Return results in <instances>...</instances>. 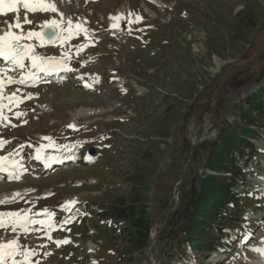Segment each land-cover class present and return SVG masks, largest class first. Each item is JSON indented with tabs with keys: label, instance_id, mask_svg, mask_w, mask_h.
Here are the masks:
<instances>
[{
	"label": "rangeland",
	"instance_id": "obj_1",
	"mask_svg": "<svg viewBox=\"0 0 264 264\" xmlns=\"http://www.w3.org/2000/svg\"><path fill=\"white\" fill-rule=\"evenodd\" d=\"M55 1L63 19L24 0L0 16L17 42L0 56V195L19 194L0 201L3 262L264 264V132L213 247L183 238L209 145L264 90V0ZM118 203L145 210L146 248L124 246Z\"/></svg>",
	"mask_w": 264,
	"mask_h": 264
},
{
	"label": "trees",
	"instance_id": "obj_2",
	"mask_svg": "<svg viewBox=\"0 0 264 264\" xmlns=\"http://www.w3.org/2000/svg\"><path fill=\"white\" fill-rule=\"evenodd\" d=\"M244 105L238 124L221 129L209 145L206 171L198 189L192 192L184 205L183 215L187 218L184 241L188 247L202 253L213 247L211 236L221 232L223 223L231 216L230 210L238 208L241 194L236 187L246 182L245 169L249 158H256L262 153L254 142L264 132V90L249 95ZM240 160H243V165L237 166ZM110 206L106 216L111 217L110 220L117 226L118 223L124 226L120 232L127 250L133 252L146 248L148 221L145 210L124 203ZM235 228H240V224L236 223Z\"/></svg>",
	"mask_w": 264,
	"mask_h": 264
},
{
	"label": "bare ground",
	"instance_id": "obj_3",
	"mask_svg": "<svg viewBox=\"0 0 264 264\" xmlns=\"http://www.w3.org/2000/svg\"><path fill=\"white\" fill-rule=\"evenodd\" d=\"M152 1L155 2L161 8L164 7L163 4L161 3V0H152ZM24 2L28 4L30 11L37 10V9H40V10L43 9V10L63 19V15H62L61 11L59 10V8L57 6V2L55 0H24ZM18 8H19L18 0H0V16H4V15H6L8 13H12V12L15 13L18 10ZM16 24L17 23H15V26H17ZM57 24H58L57 21L52 20L50 25L55 27V26H57ZM44 25H47V23H45ZM10 32L0 30V56L2 59H6L8 57L9 52H11L10 49L13 46H15V44L17 43L16 40L11 38ZM39 38L41 39V37H39ZM42 42L45 43L44 41H42ZM90 108L89 109L86 108L84 111H80L79 115L90 116V115L99 114L101 112V109L100 110H96V109L93 110ZM66 160L68 162L70 161V159H66ZM63 161L66 162L65 160H63ZM44 163L46 165L48 164L46 161ZM60 163H62V162H60ZM17 192L11 190L10 192H7L6 194L5 193L1 194L0 195V201L5 202V203L12 202L19 195V194H17ZM258 249L262 250V255H260V257H263L261 261H262V263H264V244L261 245ZM0 262H1V264H5L2 260V258H0Z\"/></svg>",
	"mask_w": 264,
	"mask_h": 264
},
{
	"label": "water",
	"instance_id": "obj_4",
	"mask_svg": "<svg viewBox=\"0 0 264 264\" xmlns=\"http://www.w3.org/2000/svg\"><path fill=\"white\" fill-rule=\"evenodd\" d=\"M41 34H42V37L45 39L44 41L50 42L54 38H56V35H57L56 27L51 26V25L45 26L44 28H41ZM48 62H55V63H58L60 65L63 64L62 60H51V59H47V58L42 60V63L45 65ZM91 154H93V153H91Z\"/></svg>",
	"mask_w": 264,
	"mask_h": 264
}]
</instances>
